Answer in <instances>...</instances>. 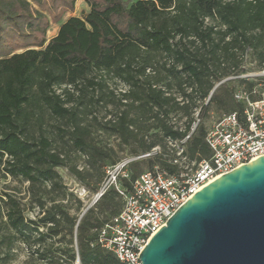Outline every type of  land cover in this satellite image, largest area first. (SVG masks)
Masks as SVG:
<instances>
[{"label":"trees","instance_id":"obj_1","mask_svg":"<svg viewBox=\"0 0 264 264\" xmlns=\"http://www.w3.org/2000/svg\"><path fill=\"white\" fill-rule=\"evenodd\" d=\"M75 1L0 0V177L26 182L40 213L28 219L14 195L0 194V264H11L18 242L40 264H122L94 243L96 229L121 209L117 192L110 187L96 201L108 217L99 218L94 205L71 214L57 168L97 192L106 166L116 163L110 148L92 141L97 126L141 153L159 146L156 134L147 140L151 130L161 136L159 153L130 162V179L155 164L176 173L167 148L189 132L196 108L242 109L233 97L239 86L217 99L209 95L214 83L252 90L251 77H237L247 51L264 68V0H86V13L69 16L47 38L50 22ZM99 109L111 116L98 119ZM174 111L186 117L181 129L169 122ZM205 133L198 125L186 140L189 162L209 156Z\"/></svg>","mask_w":264,"mask_h":264},{"label":"built area","instance_id":"obj_2","mask_svg":"<svg viewBox=\"0 0 264 264\" xmlns=\"http://www.w3.org/2000/svg\"><path fill=\"white\" fill-rule=\"evenodd\" d=\"M251 76L241 74L237 77ZM254 76L264 77V68ZM233 97L242 104V109L222 113L213 120L205 133L208 157L189 162L184 151L186 140L198 122L200 109L196 108V122H192L189 132L174 143L177 151L172 163L178 166L176 173H169L155 164L130 179V162L159 153V146L106 166L95 199L112 187L122 206L116 215L96 229L95 244L111 252L122 264H141L140 252L179 206L221 174L264 155V94L256 95L254 88L246 90L239 86ZM123 178L129 185H122Z\"/></svg>","mask_w":264,"mask_h":264},{"label":"water","instance_id":"obj_3","mask_svg":"<svg viewBox=\"0 0 264 264\" xmlns=\"http://www.w3.org/2000/svg\"><path fill=\"white\" fill-rule=\"evenodd\" d=\"M138 257L141 264H264V155L202 186Z\"/></svg>","mask_w":264,"mask_h":264},{"label":"rangeland","instance_id":"obj_4","mask_svg":"<svg viewBox=\"0 0 264 264\" xmlns=\"http://www.w3.org/2000/svg\"><path fill=\"white\" fill-rule=\"evenodd\" d=\"M89 7L86 3V0H76L74 4V8L71 11H67L62 16L60 22L53 23L50 22V25L46 31V37L50 38L53 36L59 24L66 20L69 16H81L82 14L86 13L88 11ZM243 66L245 68L244 75H252L251 80L253 83L254 90L256 91V95H263L264 94V79L263 78H254L253 74H257L260 70L257 66L256 62L254 61L252 54L250 51H247L245 53L244 59H243ZM229 86H243L245 88H248L245 84L240 83L239 81H229L226 79H222L220 81H217L214 83L213 87H215L211 93L210 96H213L215 98H225L227 97V89ZM249 89V88H248ZM208 100V97L204 100L197 101L198 106H202L206 103ZM222 113H224V110L218 106V108H214L213 106L207 107L203 111H199L198 114V122L196 126L201 125L204 127L205 130L209 128L213 120L220 116ZM96 116L100 120L107 119L111 116V114L106 113L105 110L99 109L95 112ZM191 117L193 119V122H196L195 117V110L192 112ZM169 122L174 124L175 126L183 127L184 123L186 122V117L182 114L181 111H174L169 115ZM149 134H152L149 136ZM147 135V140H151L156 134V139L158 140V145L160 150L163 148L164 141L161 139V136L159 133H157V130H151ZM92 141L99 147L103 149L110 148L112 150L110 154L111 158H114L116 162H119L120 160H123L125 158L135 157L139 156L143 153L138 149L137 145L135 143H131L129 145L124 144L121 142V140L115 136V135H109L105 133L103 130L99 129L97 126H93L92 128ZM135 148L137 150V155L131 154V149ZM171 149V152L177 151V145L172 144L170 145L167 150ZM73 162L77 163L79 168H84V157L74 154L72 155ZM136 159V160H141ZM109 162L107 161V164ZM191 164V163H190ZM147 164H140L139 170L146 169ZM129 174H130V168L128 167ZM57 171L62 177L63 184L66 187V200L65 205L66 208L70 211L71 214L81 215V213L87 209L88 207L94 205L96 207V213L99 218L108 217L109 216V210L105 208L103 204L96 203L95 199V192L90 191L81 181L77 180L73 175H71L66 168H57ZM92 174H94V171H90ZM3 192H7L9 194L14 195L21 203L23 209H24V215L28 219H37L40 215L39 209L35 206L33 200L28 194L27 191V183L21 182L17 179H13L10 177L1 178L0 177V194ZM79 200L82 203V206L79 210H77L78 201ZM106 209V210H105ZM42 230V228H40ZM40 264L39 261H32L28 257V253L26 250V247L23 243L18 242L15 247V253L14 257L11 261V264ZM75 264V263H74Z\"/></svg>","mask_w":264,"mask_h":264}]
</instances>
